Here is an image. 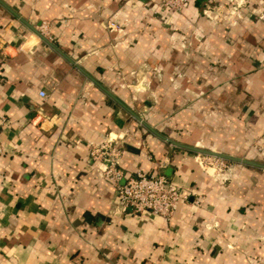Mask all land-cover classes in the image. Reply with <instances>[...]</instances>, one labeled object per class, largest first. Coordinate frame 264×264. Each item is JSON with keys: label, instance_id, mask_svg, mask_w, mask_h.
Returning a JSON list of instances; mask_svg holds the SVG:
<instances>
[{"label": "crops", "instance_id": "0c3cea01", "mask_svg": "<svg viewBox=\"0 0 264 264\" xmlns=\"http://www.w3.org/2000/svg\"><path fill=\"white\" fill-rule=\"evenodd\" d=\"M0 115V264H264V0H0ZM107 138L185 192L169 219L118 206Z\"/></svg>", "mask_w": 264, "mask_h": 264}, {"label": "built area", "instance_id": "2783aa9c", "mask_svg": "<svg viewBox=\"0 0 264 264\" xmlns=\"http://www.w3.org/2000/svg\"><path fill=\"white\" fill-rule=\"evenodd\" d=\"M188 0H159V4L172 11H182ZM112 28H118L114 22L108 23ZM51 22L43 20L34 26L39 39L52 43L50 34ZM45 98L43 91L39 92ZM9 121L4 115H0V154L4 147L1 141V132L8 127ZM257 148L264 152V134L256 141ZM122 149L111 138L98 143H92L89 148V156L98 166L105 179L116 190V201L121 209H129L135 215L145 212L160 215L169 219L174 212L177 201L187 199L182 189L172 183L166 176L159 173H146L137 170L134 175L126 177L120 167ZM200 165L206 169H212V174H220L234 166L235 161L207 153H197Z\"/></svg>", "mask_w": 264, "mask_h": 264}, {"label": "water", "instance_id": "95a60500", "mask_svg": "<svg viewBox=\"0 0 264 264\" xmlns=\"http://www.w3.org/2000/svg\"><path fill=\"white\" fill-rule=\"evenodd\" d=\"M202 151L204 153H207V154H211V155H215V156H220V157L227 158V159L234 160V161H243V160H240L239 158H235V157H231V156H226V155L219 154V153H216V152H210V151H206V150H202Z\"/></svg>", "mask_w": 264, "mask_h": 264}]
</instances>
